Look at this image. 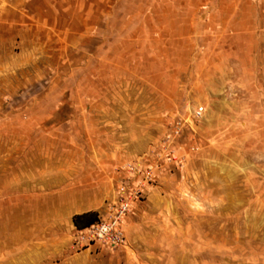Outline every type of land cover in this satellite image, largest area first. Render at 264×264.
Wrapping results in <instances>:
<instances>
[{"label": "rangeland", "instance_id": "374dc122", "mask_svg": "<svg viewBox=\"0 0 264 264\" xmlns=\"http://www.w3.org/2000/svg\"><path fill=\"white\" fill-rule=\"evenodd\" d=\"M108 9L70 61L0 73V264H264V0Z\"/></svg>", "mask_w": 264, "mask_h": 264}, {"label": "crops", "instance_id": "0c3cea01", "mask_svg": "<svg viewBox=\"0 0 264 264\" xmlns=\"http://www.w3.org/2000/svg\"><path fill=\"white\" fill-rule=\"evenodd\" d=\"M113 2L0 0V73H44L70 61L68 47L82 45Z\"/></svg>", "mask_w": 264, "mask_h": 264}, {"label": "built area", "instance_id": "2783aa9c", "mask_svg": "<svg viewBox=\"0 0 264 264\" xmlns=\"http://www.w3.org/2000/svg\"><path fill=\"white\" fill-rule=\"evenodd\" d=\"M128 209V203L122 202L120 208L112 216V220L101 223L93 227V235L105 240L117 243L122 239V233L119 231L121 216L126 213Z\"/></svg>", "mask_w": 264, "mask_h": 264}, {"label": "trees", "instance_id": "16d2710c", "mask_svg": "<svg viewBox=\"0 0 264 264\" xmlns=\"http://www.w3.org/2000/svg\"><path fill=\"white\" fill-rule=\"evenodd\" d=\"M73 221H74L75 226L78 229H82L92 224L93 221H95V219L94 218L92 219V214L84 213V214L75 216Z\"/></svg>", "mask_w": 264, "mask_h": 264}]
</instances>
